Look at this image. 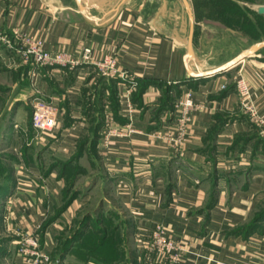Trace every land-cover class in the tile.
I'll return each instance as SVG.
<instances>
[{
  "label": "crops",
  "instance_id": "0c3cea01",
  "mask_svg": "<svg viewBox=\"0 0 264 264\" xmlns=\"http://www.w3.org/2000/svg\"><path fill=\"white\" fill-rule=\"evenodd\" d=\"M259 5L264 1L259 0L254 9ZM191 26L192 53L188 55ZM15 29L39 37L50 52H70L76 57L83 46L90 45L96 57L115 54L120 71L135 80L128 94L133 104L131 122L142 130L112 137L107 148L101 145L104 124H98L101 116L111 113V91L117 100L111 113L114 122L122 126L129 120L121 95L128 82L100 76L91 63L42 67L29 76L28 84L14 80L9 85L17 91L11 97V120L1 134L2 148L4 140L13 136L7 130L16 124L19 106L34 97L46 96L58 105V132L43 131V138H56L49 148L60 153V160L73 156L79 137L100 133L90 166L82 162L83 155L72 163L86 169L76 178H89L78 186L80 190L87 189L88 183L91 190L78 195L43 228L42 248L51 253L59 224L69 222L93 188L99 187L98 202L83 212L98 210L106 215L113 211L119 227L131 232L124 249L125 264L157 261L148 241L158 221L174 242L181 243L183 264H264V220L250 231L246 227L264 204V136L248 128L235 87L237 77H243L264 118V47L220 73L195 76L231 60L264 36L233 44L232 51H214L221 32L232 35L235 42L238 29L197 22L193 0H0V34L13 37ZM19 61L0 42V71H18ZM188 90L195 107L187 135L181 144L169 145L154 133L176 128L174 103ZM58 161L50 162L41 174L40 166L29 170L13 165V173L26 169L31 174L16 180L6 195L7 203H13L15 226L21 230L40 225L61 205L66 179ZM9 249L0 245V264H7V259L20 264L17 251L10 257ZM52 262L99 264L74 252Z\"/></svg>",
  "mask_w": 264,
  "mask_h": 264
},
{
  "label": "rangeland",
  "instance_id": "374dc122",
  "mask_svg": "<svg viewBox=\"0 0 264 264\" xmlns=\"http://www.w3.org/2000/svg\"><path fill=\"white\" fill-rule=\"evenodd\" d=\"M199 2L193 3L194 5V11H196V17L197 22L203 23V22H210L216 25H220L221 27H225L227 29H238V33L236 35V41H232V35H227L225 31L221 32L223 34V37L218 40V42L215 44L214 51L222 50V52L226 51H232L233 50V44L236 43H248V40L250 41L253 36L255 35V32L251 30L252 24L256 28V32L258 33L261 29L258 25V20H255L253 18V11H255L254 6L259 0H198ZM264 1V0H262ZM252 12H250V11ZM233 24L234 26L232 27ZM236 25V26H235ZM241 25V26H239ZM264 26V24H262ZM252 31V33H250ZM229 55V54H228ZM19 58V56H18ZM20 60V58H19ZM21 65L28 64L23 63L21 60L19 61ZM210 66V65H206ZM4 71V70H3ZM97 73L100 75L99 71L96 68ZM101 76V75H100ZM12 74H8L7 72H1L0 71V85L6 87V90L2 89L0 90V154L3 156L0 157V186L8 181H12V176L14 177V180H26L27 178L31 177L30 169L35 168L34 166H40L41 169L38 171L39 174L42 172H45L48 168L50 162L56 161L60 158V153L56 150H52L49 148V144L53 142L56 138L51 137H44L46 133L40 132L38 133L36 130H34V134L30 136V117H31V110H32V103L33 101H27L26 104L20 105L18 109V115L16 118V124H12V127L8 128V132L12 131L13 136L10 140L5 139L3 143V148L1 147V134H2V127L5 124V118L8 114H6L9 110H11V97L13 96V92H15L16 89L9 88V85H12L13 79ZM24 87V86H20ZM18 89V88H17ZM22 89V88H21ZM17 91V90H16ZM44 99L46 96H42ZM180 97V96H179ZM178 98V97H177ZM176 98V99H177ZM55 107H57V113L59 115L58 105L56 104ZM175 107V106H174ZM106 114V113H105ZM104 114V116H105ZM12 117V116H11ZM104 118V117H103ZM58 120V119H57ZM249 121L248 128L255 132H258L260 136H264V134L260 133L262 129L258 125H254L252 122ZM58 122V121H56ZM51 131L49 132L51 135H56L57 130V124H55ZM264 133V132H263ZM42 134V135H40ZM45 134V135H44ZM40 135V136H39ZM78 142V141H77ZM76 142V143H77ZM75 151L77 150V145ZM89 150V147L87 148ZM90 157L86 155H83L82 162L85 163L86 167L90 166L91 158L94 160L96 159V156L93 155L92 152H90ZM15 158L14 160L11 159V157ZM81 160V158H80ZM17 164L19 168H28L29 170H24L19 173H12L13 171V165ZM23 168V169H24ZM86 176V175H85ZM90 176V175H89ZM82 177L75 178V182L72 186H70L73 189L77 188L81 184H83L87 178L82 181ZM69 187V188H70ZM87 189H83L79 192L78 195L83 193L84 191L89 192L92 188V184L85 186ZM94 187V186H93ZM99 187L93 188L91 195H89L88 201L84 202L81 206H78L75 215L69 220V222L61 223L59 224V228L56 234L60 235V239L52 238L53 245L57 246V249L52 248L51 253L53 254L54 258H56L59 254L60 248L62 247L63 240L70 235L75 229L78 224V221L82 218L84 214V210L86 208L90 209L94 204L98 202L99 198ZM14 188L11 187L10 190L12 191ZM7 190V189H6ZM2 190L0 189V245L9 246L10 250V257L16 254L17 251V244L15 240L19 239V237L25 233V231L21 230L18 226H15L14 223V213H12V206L13 203L8 204L7 201L9 199V196L7 195V191L9 190ZM20 190V189H19ZM99 193V194H98ZM10 194V193H9ZM264 205V204H263ZM262 206L258 208L260 210ZM257 210V211H258ZM109 211V210H108ZM92 220L90 221V224L95 223L97 221V217L95 214H92ZM117 218L113 217L110 220V223H115ZM45 220V219H44ZM43 220V221H44ZM42 221V223H43ZM18 223V221H17ZM42 223L36 228L35 226H32L31 229L27 230L28 232L34 231L36 228V233L38 235L39 241L42 238ZM106 221L102 222V226H107ZM110 224V225H111ZM19 225V224H18ZM37 226V225H36ZM120 229L116 232L117 237L124 235L125 231ZM26 231V232H27ZM93 233V231H92ZM92 233H89L87 236V241H92L95 239V236L92 235ZM128 237H131V232L127 230ZM125 236V235H124ZM115 239V238H114ZM150 240V239H149ZM46 241V237H45ZM10 259L6 260V263H9ZM10 264V263H9ZM53 264V262H52Z\"/></svg>",
  "mask_w": 264,
  "mask_h": 264
},
{
  "label": "built area",
  "instance_id": "2783aa9c",
  "mask_svg": "<svg viewBox=\"0 0 264 264\" xmlns=\"http://www.w3.org/2000/svg\"><path fill=\"white\" fill-rule=\"evenodd\" d=\"M14 35L0 34V42L4 48L12 51L23 63L33 65L30 76L34 77L39 73L42 67L64 66L72 67L78 63H91L99 71L102 77H119L126 80L122 92L124 96L123 104L128 113V122L122 126L114 122L110 112H106L104 116V131L101 135V145L105 148L109 146L112 137L131 136L139 134L142 130L135 128L131 122V113L133 112V104L129 97V92L136 84L133 77L128 72L118 68V62L115 54H104V56L96 57L93 54V48L85 45L81 48L78 56L74 57L70 52L48 51L42 39L36 38L30 34L13 30ZM236 91L239 94V107L244 114L247 115L250 122L258 125L264 132V118L260 115L258 108L253 101V95L248 83L241 76L235 81ZM31 110V126L37 132L51 131L55 126L58 113L55 105L42 98L34 97ZM175 129L165 132H156L163 141L169 145H179L185 139L188 132V123L191 117L192 108L195 107L192 93L188 90L175 100L174 103ZM39 225L35 226L36 228ZM150 229L149 248L158 257L154 264H183L181 259V243L174 242L166 233V228L161 222H156ZM36 228L34 231L25 232L19 239L15 240L17 246V254L19 255L20 264H52L49 252L39 245V238Z\"/></svg>",
  "mask_w": 264,
  "mask_h": 264
},
{
  "label": "trees",
  "instance_id": "16d2710c",
  "mask_svg": "<svg viewBox=\"0 0 264 264\" xmlns=\"http://www.w3.org/2000/svg\"><path fill=\"white\" fill-rule=\"evenodd\" d=\"M196 0H193V3H195ZM197 2H199L197 0ZM196 2V3H197ZM250 11V10H249ZM252 12V11H250ZM196 15V11H195ZM253 18L255 20H258V25L260 26V31L257 33L255 26L252 24L251 30L255 32V35L253 37H259L260 35L264 36V16L260 13L253 11ZM197 20V17H196ZM232 27L234 26L231 24ZM236 26V25H235ZM241 26V25H239ZM235 29V28H234ZM252 31L250 33H252ZM33 65L28 63V64H23L20 69L14 73H12V78L14 80H18L20 84H28L29 83V76H30V71L32 69ZM7 86L4 87L0 85V90H6ZM113 91H111V104H109V111L111 113H115L114 111L116 110L117 107V100L112 94ZM183 93H180L179 96H181ZM178 96V97H179ZM12 100V99H11ZM88 107V106H87ZM87 111V110H86ZM6 114L7 117L5 118V124L2 127V133L5 130V127L7 126V123L10 122L11 120V110H9ZM104 115L101 116V119L99 121V125L104 124ZM29 130L30 136L34 134V129L31 126V117H30V125H29ZM100 137V133L98 135V132L96 131L94 134H91L89 137L87 136H82L78 138V142L76 143L77 150L74 152L73 156L69 158L68 160H59L58 163L62 165V169H60L62 172L65 173V185L61 189V196H62V203L55 210V214L49 215L47 218L42 223V229L48 225L50 222H52L56 215L59 214V211L66 208L79 194L81 191L79 187L75 188L72 190L70 186H72L75 182V178L77 174H81L86 171L84 167H82L79 163L75 162L74 165L72 163L76 158H79V156H82L86 154L87 156L90 157V152L93 153L94 156H96V149H95V143L97 138ZM89 147V150L85 148ZM3 155L0 154V157ZM12 160L13 156L11 157ZM13 171V170H12ZM13 173V172H12ZM15 184L14 177L12 176V181H8L0 186V189L4 190H9L7 191V195L9 192H11L10 188L13 187ZM70 187V188H69ZM102 211H98L95 214L97 217V221L95 223L90 224V221L92 220V214L91 213H86L82 216V218L78 221V224L76 226V229L68 235L62 242V247L60 248L59 254L56 258H54L53 254L50 253V260L52 261H60L68 252H74L77 254L79 257H81L83 260H89L91 259L92 261H96L99 264H125L126 263V258L124 256V249L126 248L127 243L129 242V237L126 234L127 230L125 231V236L121 235L118 236L116 235V232L120 230L121 228L119 227L118 222L115 221V223H110L109 219H112L113 217H117L113 211H108L106 215L102 214ZM264 220V205L260 210H258L254 215L253 218L250 220L248 225L246 226L248 231L257 228L260 226V222ZM106 221L109 229L106 228L107 226H102L101 223ZM111 224V225H110ZM122 230V229H121ZM93 231V233H92ZM89 233H92V235L95 236V239L92 241H87V236ZM55 239H60L61 236L58 234H55L54 237ZM115 238V239H114ZM42 239V238H41ZM42 241H39V245L41 246ZM54 249H57V246L54 245ZM1 256V252H0ZM133 263V262H132Z\"/></svg>",
  "mask_w": 264,
  "mask_h": 264
},
{
  "label": "water",
  "instance_id": "95a60500",
  "mask_svg": "<svg viewBox=\"0 0 264 264\" xmlns=\"http://www.w3.org/2000/svg\"><path fill=\"white\" fill-rule=\"evenodd\" d=\"M256 9L258 10L259 13L264 14V5H259ZM189 18L191 20V23H193V15L191 12H189ZM192 31H193V27L191 26L190 35H189V42H188V44H189L188 55H191V53H192V48H191V44H190ZM262 47H264V40L256 41L252 45H250L247 49H244L241 52H239L238 54H236V56L231 58V60H229L223 64H220V66H218L216 68H213L210 70H204V72H198L195 74V76L204 77L207 75H212V74L220 73L224 70H227V69L237 65V63L239 61H241L242 58L249 56V55H252L254 52L258 51Z\"/></svg>",
  "mask_w": 264,
  "mask_h": 264
}]
</instances>
